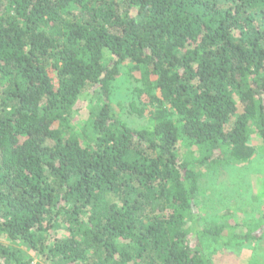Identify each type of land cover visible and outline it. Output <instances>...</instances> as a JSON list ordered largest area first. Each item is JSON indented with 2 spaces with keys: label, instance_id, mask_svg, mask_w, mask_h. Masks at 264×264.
I'll use <instances>...</instances> for the list:
<instances>
[{
  "label": "trees",
  "instance_id": "trees-1",
  "mask_svg": "<svg viewBox=\"0 0 264 264\" xmlns=\"http://www.w3.org/2000/svg\"><path fill=\"white\" fill-rule=\"evenodd\" d=\"M123 66L152 130L114 111ZM252 127L264 0H0V264H212L205 240L260 238L196 228L194 164L251 158Z\"/></svg>",
  "mask_w": 264,
  "mask_h": 264
},
{
  "label": "rangeland",
  "instance_id": "rangeland-1",
  "mask_svg": "<svg viewBox=\"0 0 264 264\" xmlns=\"http://www.w3.org/2000/svg\"><path fill=\"white\" fill-rule=\"evenodd\" d=\"M138 86L130 77L129 68L123 66L114 85L113 108L130 127L152 130L156 123L154 120L148 116L140 118L131 112ZM83 108L74 122L77 129H81L86 120L88 110L85 105ZM248 144L255 151L251 158L242 160L228 155V162L223 164H194L199 174L196 228L231 225L235 226L231 231L234 234L243 235L251 230L253 235L260 236L245 243L229 242V245L219 238L205 240V250L212 264H264V226L258 227L264 217V141L255 127H252ZM179 148L182 159L186 161H196L201 157L197 147H191L184 141L180 142ZM196 238L193 233L192 242L195 243ZM26 254L34 257L28 251Z\"/></svg>",
  "mask_w": 264,
  "mask_h": 264
}]
</instances>
